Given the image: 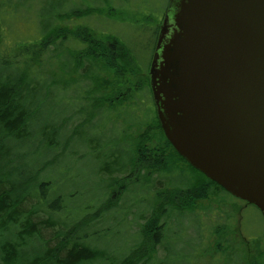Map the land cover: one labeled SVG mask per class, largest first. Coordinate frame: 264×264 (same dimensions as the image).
<instances>
[{
  "label": "trees",
  "instance_id": "1",
  "mask_svg": "<svg viewBox=\"0 0 264 264\" xmlns=\"http://www.w3.org/2000/svg\"><path fill=\"white\" fill-rule=\"evenodd\" d=\"M104 1V8L90 4L70 11L57 8V12L46 21V15L42 13L39 20L45 25L34 40L6 44L1 22L7 15L18 11L21 4L0 0V264H150L156 258L157 247L165 241L170 214L193 209L197 202L208 199L217 189L233 196L191 166L168 140L157 116L149 80L145 88H148L149 100L154 104L152 121L137 138L133 135L123 138L127 146L125 150L111 151L106 155L111 161L103 163L100 173L108 177L113 190L105 194V203L101 202L96 209L98 219L113 213L119 208L121 197L129 190L128 181L146 182L154 195V202L151 213L140 227V242L135 246L128 243V250L121 254L109 255L88 240L99 236L98 232L89 236L84 232L77 236L71 235L73 232L60 231L56 233L57 242L54 244L44 238L43 231L54 227L51 219L68 217L66 202L69 199L59 196L60 193L51 200L47 189H52V182L43 180L41 174L59 159L61 153H65L82 125L104 128V123L94 120L98 116L99 119L107 116L111 120L109 112L116 107V102L120 105L135 97L130 87L135 85L132 76L137 74L131 45L108 34L104 37L103 33L86 24L76 26L72 31L62 25L73 16L106 15L113 8L111 0ZM156 30L153 52L158 37V28ZM66 35L79 46H64ZM53 46H56L55 52L60 50L54 55L60 62L59 76L53 71L49 74L39 72ZM100 71L106 76H102ZM74 74L79 79L73 78ZM67 76L72 78L70 82L65 81ZM87 80L86 87L79 84L81 81L87 83ZM55 86L64 90L66 98L76 91L78 94L83 92L78 96L82 105L75 106L73 112L66 116L59 110L54 112L52 120L38 133L40 146L47 157L37 166L21 168L16 160L22 155L14 152L12 144L20 145L35 135L42 107ZM136 86L138 91L142 87L140 83ZM122 87H128L131 93L117 99V92L123 90ZM74 114L79 120L69 128ZM119 137L121 139L122 135ZM153 173L166 175V182L160 187L155 186L149 178ZM176 173H182V182L175 183ZM82 212L74 214L78 216ZM260 258L251 257L252 260L248 259L246 264H264L262 253Z\"/></svg>",
  "mask_w": 264,
  "mask_h": 264
},
{
  "label": "rangeland",
  "instance_id": "2",
  "mask_svg": "<svg viewBox=\"0 0 264 264\" xmlns=\"http://www.w3.org/2000/svg\"><path fill=\"white\" fill-rule=\"evenodd\" d=\"M13 1L21 6L1 22L5 29L3 37L6 44L34 40L45 25L44 21L39 20L42 13L46 15V21L57 12V8L70 11L83 8L87 4L101 8L106 5L104 0ZM45 3L47 5H44ZM111 5L113 10L106 12V15L94 14L81 18L73 16L62 25L72 31L74 27L86 24L98 33H103L104 37L108 34L131 45L134 49V68L137 74L132 76L135 85L130 87L135 97L132 101L122 102L120 105V102H116V107L109 112L111 120L107 116L101 119L98 116L94 120L99 124L104 123V128L94 127L92 124L82 125L65 153L59 155V159L41 174V178L52 182V189H47L51 200L60 193L59 196L69 199L66 202V214L71 217L51 219L54 227L43 231L44 238L54 244L57 242L56 233L60 231L73 232L71 235L77 236L84 232L87 236L98 232L99 236H92L88 240L109 255H116L118 252L121 254L127 251L128 243L135 246L140 242V227L151 213L154 195L146 182L128 181L129 190L121 197L119 208L98 219L97 207L101 202L105 203V194L113 190L110 189L108 177L100 173V168L103 163L111 161L106 157L108 152L125 150V136L133 135L137 138L152 121L150 119L154 104L149 100V91L145 87L151 77L150 67L154 54L152 47L156 41V29L158 28L159 35L169 0H111ZM63 44L68 48L79 46L69 36ZM55 48L56 46L51 47L50 52L46 54L45 65L39 72L49 74L53 71L57 72V76L60 75V62L57 56L54 57L60 50L55 52ZM100 72L102 76H106V73ZM73 78L79 79L76 74ZM70 79L72 78L67 76L65 81L70 82ZM138 83L142 86L139 91L136 88ZM79 84L86 87L88 80L87 83L81 81ZM128 87H122L123 90L117 92L116 98L120 99L123 95L131 93ZM81 95L83 92L78 94L76 91L66 98L64 90L55 86L50 98L42 107L35 135L20 145L14 142L12 144L15 147L14 152L22 155L16 160L21 168L28 165L37 166L47 157L40 146L39 130L52 120L55 111L58 113L59 110L60 114L66 116L73 112L75 106H81ZM78 120L74 114L69 128L77 124ZM139 177L141 178V175ZM165 177L166 175L158 173L149 176L158 187L166 182ZM174 177L175 183L184 179L182 173H176ZM115 190V193H118V189ZM77 212L82 213L76 216L74 213ZM46 217L48 216L45 215ZM260 253L264 255V216L261 211L255 205L217 189L208 199L197 202L193 209L170 214L165 241L157 247L156 258L150 264H246L248 259L252 260L251 257L259 259Z\"/></svg>",
  "mask_w": 264,
  "mask_h": 264
},
{
  "label": "water",
  "instance_id": "3",
  "mask_svg": "<svg viewBox=\"0 0 264 264\" xmlns=\"http://www.w3.org/2000/svg\"><path fill=\"white\" fill-rule=\"evenodd\" d=\"M170 4L150 67L162 129L191 166L264 216V0Z\"/></svg>",
  "mask_w": 264,
  "mask_h": 264
},
{
  "label": "flooded vegetation",
  "instance_id": "4",
  "mask_svg": "<svg viewBox=\"0 0 264 264\" xmlns=\"http://www.w3.org/2000/svg\"><path fill=\"white\" fill-rule=\"evenodd\" d=\"M170 2H171V0H170ZM171 5V4H170ZM170 5L168 6V8L166 9V11H165V13H164V16H163V19H162V24H161V28H162V25H163V23H164V21H165V18H166V16H167V13H169V11L171 10L170 9ZM168 35H167V37H166V39H165V41H167L168 40V38H170V35L172 34V32L174 31V29H175V25L173 24V19L169 16V20H168ZM161 28H160V30H161ZM160 33V32H159ZM159 36V35H158Z\"/></svg>",
  "mask_w": 264,
  "mask_h": 264
}]
</instances>
